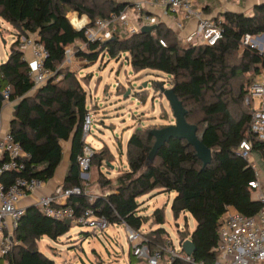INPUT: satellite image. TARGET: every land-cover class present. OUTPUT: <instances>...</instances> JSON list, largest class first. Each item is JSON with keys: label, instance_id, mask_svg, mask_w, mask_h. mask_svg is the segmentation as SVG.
Listing matches in <instances>:
<instances>
[{"label": "trees", "instance_id": "16d2710c", "mask_svg": "<svg viewBox=\"0 0 264 264\" xmlns=\"http://www.w3.org/2000/svg\"><path fill=\"white\" fill-rule=\"evenodd\" d=\"M125 6L123 0H0V17L16 31L7 58L0 64V91L9 86V98L13 106L18 104L8 131L25 154L24 167L3 172L0 182L5 188L17 177L47 183L61 163L64 143L69 142L62 187H82L78 157L83 153V123L89 113L86 91L76 73L60 65L66 49L75 43L83 45L74 51L75 56L86 62H96L100 56L119 59L125 55L132 71H153L171 79L170 87L186 110L185 119L196 125L198 138L211 151V161L203 167L194 148L177 138L165 142L150 161L154 137L150 130H135L125 146L127 169L111 178L98 173L97 183L106 192L94 198L72 195L66 204L74 207L76 215L90 208L94 215L106 217L109 224L123 223L139 231L150 219L152 224L162 225L165 218L164 208H156L149 217L138 215L137 198L156 189L172 191L174 220L187 212L196 222L190 234L184 230L178 238H191L194 259L211 264L217 257L213 248L218 242V224L227 207L246 216L260 209L249 185L257 178L256 171L240 156L239 144L251 140L252 151H260L264 161L263 144L250 133L251 103L245 101L248 87L261 70L264 72V58L257 50L241 45L246 34L264 35V0L255 3L248 14L228 10L214 14L210 7H202L223 29L222 38L213 45L183 41L164 20L150 32L129 34L117 28L107 40L87 42L85 29L92 27L96 18H108ZM68 10L85 15L89 20L86 28L75 29L67 18ZM26 35H35L47 49L44 64L54 72L37 88H33L23 57L26 52L20 48L19 38ZM3 107L0 100V112ZM93 157L100 166L110 161L111 153L104 146L91 160ZM70 227L64 220L51 219L28 205L0 264H56L38 250V242L43 236L56 240ZM143 233L152 241L151 246L161 244L166 235L160 227ZM129 256L133 260L127 264H147Z\"/></svg>", "mask_w": 264, "mask_h": 264}, {"label": "built area", "instance_id": "2783aa9c", "mask_svg": "<svg viewBox=\"0 0 264 264\" xmlns=\"http://www.w3.org/2000/svg\"><path fill=\"white\" fill-rule=\"evenodd\" d=\"M126 6L108 18H96L92 27L86 28L89 20L85 15L75 14V29H85L86 40L89 43L107 40L112 33L121 26L129 34H133L142 26L157 25L160 21H167L175 31L183 32L186 22L193 20L195 26L181 36L185 42L213 45L223 36L222 26L210 15H206L202 7L194 5L196 0H123ZM148 10L150 13H147ZM20 48L26 52L23 56L28 63L29 75L34 83L33 88L44 84L54 72L46 67L44 61L48 55L47 49L35 35L20 36ZM165 46V41L159 39ZM242 47L257 50L264 58V35L246 34L241 43ZM83 47V45H80ZM66 49L65 55L68 58ZM245 101L251 103L250 133L262 142L264 152V72L261 70L256 80L247 89ZM5 105L13 104L9 98V86L0 91ZM255 100V103H253ZM91 116L84 117L83 138L90 132ZM252 152L251 140L244 139L239 144V154L248 159ZM94 150L85 143L83 153L78 157L80 178H88L90 160ZM25 157L20 143L14 139L10 131H0V174L6 171L21 170L24 167L22 158ZM249 183L254 189L260 188L258 174ZM44 182L33 177H17L6 188L0 182V257L7 254L12 244V232L18 220L24 214L26 207L21 201L35 194L44 186ZM87 194L79 186L63 188L57 186L51 194H41L32 198L29 205L36 207L45 216L54 220H69L70 224L86 226L93 230H103L109 222L104 216L94 215L92 209L86 208L78 215L73 206L59 203L72 195ZM260 209L251 216L240 214L235 208L227 207L226 214L218 224V242L213 248L217 257L211 264H264V193L257 197ZM127 241L131 247V254L135 258L144 259L147 264H206L196 261L193 255L181 250H175L168 235L164 236L161 244L152 245V241L143 232L129 227ZM11 264V263H10Z\"/></svg>", "mask_w": 264, "mask_h": 264}, {"label": "rangeland", "instance_id": "374dc122", "mask_svg": "<svg viewBox=\"0 0 264 264\" xmlns=\"http://www.w3.org/2000/svg\"><path fill=\"white\" fill-rule=\"evenodd\" d=\"M257 1L259 0H196L194 5L208 6L214 14L226 10L248 14ZM75 14L71 10L67 12L71 24H76ZM119 29L123 28L119 26ZM15 34V29L0 17V64L5 62L9 47L16 39ZM193 42L196 43L197 40L194 39ZM80 45L75 43L68 47V58L63 60L60 67L75 72L86 91L91 124L85 143L95 150L94 153L104 146L111 153L110 161L100 166L93 157L88 170L89 176L82 180V191L94 198L106 192L97 183L99 171L111 178L127 169L125 146L135 130L151 131L174 123L171 108L160 91V87L171 88V79L153 71H132L125 55L119 59L100 56L96 62H86L74 54L75 50L81 48ZM254 163L259 167L258 161ZM174 195L172 191L156 189L137 198V214L149 217L156 208H164L165 221L162 225L152 224L150 219L141 225L139 231L163 228L174 249L179 250V232L187 230L190 234L195 229L196 222L187 212L174 220L171 211ZM70 226L64 236L56 240L43 236L38 242V250L56 264H127L129 260H133L129 256L131 247L127 241L128 229L125 224H109L103 230L74 224Z\"/></svg>", "mask_w": 264, "mask_h": 264}, {"label": "water", "instance_id": "95a60500", "mask_svg": "<svg viewBox=\"0 0 264 264\" xmlns=\"http://www.w3.org/2000/svg\"><path fill=\"white\" fill-rule=\"evenodd\" d=\"M156 25L142 26L141 32H150L155 28ZM4 42V41H3ZM55 76V75H54ZM50 79V78H49ZM161 93L167 100L173 117L174 123L166 125L160 129H153L150 131L154 137L153 145L148 153V159L152 161L157 153V151L171 138L184 139L189 145H191L195 150V155L201 160L202 166H206L211 161V151L207 148L202 141L198 138L196 132L197 127L194 124H190L186 121L185 115L186 110L183 107L181 101L177 98L172 88L160 87ZM0 100L2 96L0 95ZM18 107V104L13 106V110ZM110 164V163H108ZM112 167V166H111ZM67 225H70L69 220H65ZM181 250L186 254L192 255L195 247L191 238L178 241Z\"/></svg>", "mask_w": 264, "mask_h": 264}, {"label": "crops", "instance_id": "0c3cea01", "mask_svg": "<svg viewBox=\"0 0 264 264\" xmlns=\"http://www.w3.org/2000/svg\"><path fill=\"white\" fill-rule=\"evenodd\" d=\"M257 2H259V1H257ZM257 2H255V3H257ZM186 23L187 24H186L185 30L183 32H178L179 35L185 36L187 34V32L192 30L195 26V21H193V20H190ZM86 99H87V97H86ZM12 103H13V101H12ZM12 114H13V104H11V106L5 105L1 109V112H0V131L8 130V124L12 118ZM69 148H70L69 142L64 143L62 160H61L60 165L57 167V169L55 171L54 177L51 180H49L47 183H45L43 187H41L39 190H37V192L35 194H33V195L27 197L26 199L22 200L20 203L21 205L27 206L32 202V198L36 197L37 195L51 194V193H53L54 189L57 186H62V181H63L64 175H65L67 168H68ZM248 160L252 164L256 173L258 174V181L260 184V188L253 190L251 192L252 199L257 200V197L259 196V194L264 193V161L262 159L261 152L257 151V150H253L251 152ZM255 161H258L259 167L256 166V164L254 163ZM66 202H67V199L59 200V203H66ZM229 208L231 209L234 207L229 206Z\"/></svg>", "mask_w": 264, "mask_h": 264}, {"label": "bare ground", "instance_id": "6f19581e", "mask_svg": "<svg viewBox=\"0 0 264 264\" xmlns=\"http://www.w3.org/2000/svg\"><path fill=\"white\" fill-rule=\"evenodd\" d=\"M74 22H76V20Z\"/></svg>", "mask_w": 264, "mask_h": 264}]
</instances>
